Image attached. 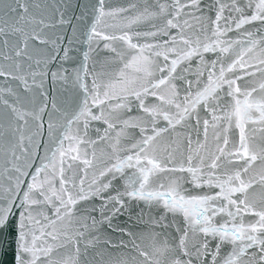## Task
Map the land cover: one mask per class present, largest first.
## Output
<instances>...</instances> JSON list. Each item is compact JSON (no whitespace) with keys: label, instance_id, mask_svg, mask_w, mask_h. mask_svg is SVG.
I'll use <instances>...</instances> for the list:
<instances>
[{"label":"snow or ice","instance_id":"snow-or-ice-1","mask_svg":"<svg viewBox=\"0 0 264 264\" xmlns=\"http://www.w3.org/2000/svg\"><path fill=\"white\" fill-rule=\"evenodd\" d=\"M0 264H264V0H0Z\"/></svg>","mask_w":264,"mask_h":264},{"label":"water","instance_id":"water-1","mask_svg":"<svg viewBox=\"0 0 264 264\" xmlns=\"http://www.w3.org/2000/svg\"><path fill=\"white\" fill-rule=\"evenodd\" d=\"M0 259H10V254H9L8 257H2V256H0Z\"/></svg>","mask_w":264,"mask_h":264}]
</instances>
